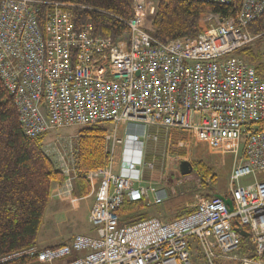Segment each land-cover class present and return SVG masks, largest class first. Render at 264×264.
Here are the masks:
<instances>
[{"label":"built area","instance_id":"built-area-1","mask_svg":"<svg viewBox=\"0 0 264 264\" xmlns=\"http://www.w3.org/2000/svg\"><path fill=\"white\" fill-rule=\"evenodd\" d=\"M158 5L133 0L130 33L114 41L96 36L91 21L77 26L69 4L0 0V81L24 134L112 124L108 164L85 174L99 181L89 213L97 234L19 249L0 256V264H194L193 237L203 264H264V178H258L264 174V77L239 53L261 36L249 25L264 13V0H240L225 18L206 11L196 37L166 42L151 34ZM161 129L182 130L233 153L231 195L196 194L193 209L168 222L148 216L122 223L117 210L126 199L151 206L170 195L144 173L146 142ZM61 165L71 176L60 193L71 195L79 171ZM248 177L253 181L243 183ZM237 228L247 232L248 253L238 252L244 236Z\"/></svg>","mask_w":264,"mask_h":264},{"label":"trees","instance_id":"trees-1","mask_svg":"<svg viewBox=\"0 0 264 264\" xmlns=\"http://www.w3.org/2000/svg\"><path fill=\"white\" fill-rule=\"evenodd\" d=\"M50 1L71 5L75 24L80 26L91 21L98 37H110L117 41L130 33L126 21L133 16V0ZM239 4L240 0H234L232 4L202 0H160L151 34L162 42L186 35L196 37L202 30V13L212 11L225 18L234 15ZM249 29L264 36V13L250 23ZM240 52L250 54V46ZM249 62L264 77V59L254 58L249 59ZM81 127L76 147L78 187L76 186L74 192L87 194L91 190V182L85 177L86 172L104 167L110 160L106 142L109 128L105 123ZM43 135L30 138L24 134L14 99L0 81V256L37 244L46 208L52 199V186L55 182L65 180L64 173L45 151ZM198 166L201 182L205 184L212 175L211 169L203 163ZM147 206L144 199H126L117 212L124 217L122 223H132L148 217L149 214H129ZM190 211L187 210L177 217ZM249 245V239L242 237V253L249 252ZM30 261L32 260H19L8 264Z\"/></svg>","mask_w":264,"mask_h":264},{"label":"rangeland","instance_id":"rangeland-1","mask_svg":"<svg viewBox=\"0 0 264 264\" xmlns=\"http://www.w3.org/2000/svg\"><path fill=\"white\" fill-rule=\"evenodd\" d=\"M158 1L160 2V0ZM250 49V54L239 53L247 61L254 58L263 60L264 36L254 40L250 44ZM105 124L109 129L112 126L109 122ZM81 128V126L64 127L43 135L45 151L54 159L61 171V164L68 165L71 170L73 166L76 168L77 139ZM120 152L121 147H117L116 160L120 158ZM145 155V179L160 186H166L172 192H170L169 198L164 202L147 206L151 207L150 211L141 209L132 212L129 216L147 212L150 215L160 217L163 221H171L187 210L193 209L196 194L218 193L222 196L231 195L230 176L235 162V155L230 151H225L222 148L213 150L206 142L200 141L192 134L182 130L161 129L156 140L151 139L146 142ZM182 160L192 162L194 165L192 173L187 175L181 173L180 162ZM200 163L210 168L212 172L205 184L201 182L202 177L198 166ZM64 175L65 178L71 176L67 173H64ZM77 178L78 176L74 174L73 194L67 196L66 194H61L65 180L63 182H55L57 186L54 188L57 189L58 195L61 197H52L46 208L38 233L37 246L59 244L69 241L77 234H97V227L89 221V213L95 201V194L93 191L87 194L79 191L74 192L77 186ZM258 178H264V174H260ZM252 181V177L242 179L243 183ZM192 241L196 243L197 239L193 237ZM194 247H191L193 261L195 264H201L202 260L198 253L195 252ZM238 252L242 253L241 247ZM20 264L39 263L30 261Z\"/></svg>","mask_w":264,"mask_h":264},{"label":"crops","instance_id":"crops-1","mask_svg":"<svg viewBox=\"0 0 264 264\" xmlns=\"http://www.w3.org/2000/svg\"><path fill=\"white\" fill-rule=\"evenodd\" d=\"M117 162L119 163L120 162V158L119 159H117ZM95 184V186L93 187V185ZM98 185H99V181L98 180H96V181H93V182H91V190L90 191H93L94 192V194H95V196H96V192H97V190H98ZM55 186H57V184L56 183H54L53 184V186H52V197H61L60 195H58L59 193H58V191H57V189L56 188H54ZM170 192H172V190L170 191ZM211 195H220V194H215V193H210ZM210 194H207V195H210ZM170 196V195H169ZM169 198V197H168ZM167 198V199H168ZM149 206V205H148ZM150 209H151V207H147L146 209H144V211H150ZM148 216H155V215H148ZM156 217H158V216H156ZM158 218H160V217H158ZM161 219V218H160ZM173 220V219H172ZM165 222H168V221H165ZM41 244V243H40ZM60 244V243H59ZM191 247L192 246H195L194 247V249H195V252L196 253H198V256H199V247L197 246V242L195 243V242H193V241H191ZM55 245H57V244H55ZM48 246H54V245H40V247H48ZM192 253V252H191ZM192 258H193V256H192ZM202 262V261H201ZM194 264H195V262H194ZM201 264H203V263H201Z\"/></svg>","mask_w":264,"mask_h":264},{"label":"water","instance_id":"water-1","mask_svg":"<svg viewBox=\"0 0 264 264\" xmlns=\"http://www.w3.org/2000/svg\"><path fill=\"white\" fill-rule=\"evenodd\" d=\"M194 170V165L192 164L191 161L189 160H182L180 162V171L183 175H187L192 173ZM225 202L229 206L230 210L234 209L233 201L231 198H225ZM237 230L243 235L246 236L247 232L243 228H237Z\"/></svg>","mask_w":264,"mask_h":264}]
</instances>
